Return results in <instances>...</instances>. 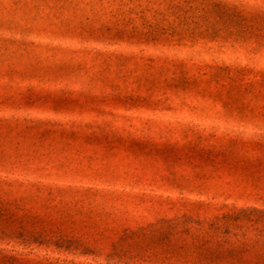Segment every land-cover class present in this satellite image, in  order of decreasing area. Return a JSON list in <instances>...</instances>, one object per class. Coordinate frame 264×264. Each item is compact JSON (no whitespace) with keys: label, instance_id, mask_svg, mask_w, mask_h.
I'll use <instances>...</instances> for the list:
<instances>
[{"label":"rangeland","instance_id":"rangeland-1","mask_svg":"<svg viewBox=\"0 0 264 264\" xmlns=\"http://www.w3.org/2000/svg\"><path fill=\"white\" fill-rule=\"evenodd\" d=\"M0 264H264V0H0Z\"/></svg>","mask_w":264,"mask_h":264}]
</instances>
